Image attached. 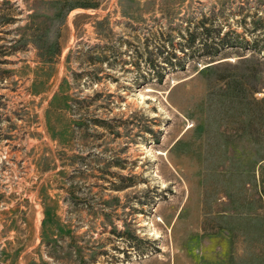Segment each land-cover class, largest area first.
<instances>
[{"label":"rangeland","instance_id":"1","mask_svg":"<svg viewBox=\"0 0 264 264\" xmlns=\"http://www.w3.org/2000/svg\"><path fill=\"white\" fill-rule=\"evenodd\" d=\"M0 264H264V0H0Z\"/></svg>","mask_w":264,"mask_h":264},{"label":"trees","instance_id":"2","mask_svg":"<svg viewBox=\"0 0 264 264\" xmlns=\"http://www.w3.org/2000/svg\"><path fill=\"white\" fill-rule=\"evenodd\" d=\"M84 7H96L95 5H91V4H85V5H83ZM60 50H59V48H58V51L57 52H59ZM50 54V53H49ZM45 60H48V58H45Z\"/></svg>","mask_w":264,"mask_h":264}]
</instances>
